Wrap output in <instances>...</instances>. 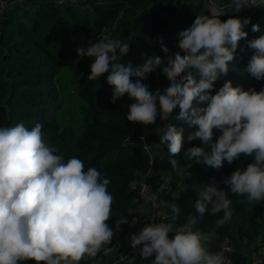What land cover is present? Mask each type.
Returning <instances> with one entry per match:
<instances>
[{
	"label": "clouds",
	"instance_id": "9594fccd",
	"mask_svg": "<svg viewBox=\"0 0 264 264\" xmlns=\"http://www.w3.org/2000/svg\"><path fill=\"white\" fill-rule=\"evenodd\" d=\"M76 2V0H73ZM2 6V5H0ZM264 8V0H231L228 8L239 13L246 7ZM214 10L210 15L196 16L191 26L178 33L180 51L169 54L163 45L164 58L147 57L142 65L121 62L130 49L129 41L101 39L76 49L78 56L93 58L88 80L96 81L108 73L107 83L113 88L111 102L125 94L133 100L126 119L131 123L153 125L157 118L169 119L179 106L176 120L198 126L189 141L199 139L200 146L188 147L183 158L212 168L231 165L241 154L253 157L246 167L236 168L222 183L233 195H245L249 202L264 201V87L244 90L226 81L215 94V82L229 72L239 41L246 39L249 17L231 16L222 21ZM253 32L260 26L253 24ZM253 49L246 71L257 81H264V35L247 41ZM181 52L183 55H181ZM160 70L169 81L165 89L150 90L143 81ZM133 77L137 78L135 82ZM197 77L199 78L197 80ZM196 101V106H194ZM157 103L159 108L157 107ZM205 104L206 106H200ZM43 125L31 129L24 123L0 127V264H80L108 256L116 235L107 223L112 217L113 195L110 180L95 168L85 170L84 162L71 157L65 160L45 142ZM160 146H167L173 170L179 167L178 154L183 146V127L175 124L160 128ZM220 132L214 140L215 132ZM232 201L228 191L207 184L194 204L203 218L223 212L218 225L231 220ZM171 222L146 224L130 236V246L140 247L143 260L151 264H228L223 251H210L214 233L196 228L198 218L189 215L187 223L178 224L180 207L167 203ZM153 207H157L153 201ZM137 221L133 220L132 224ZM128 220H116L119 230ZM127 256L121 255V262Z\"/></svg>",
	"mask_w": 264,
	"mask_h": 264
},
{
	"label": "trees",
	"instance_id": "16d2710c",
	"mask_svg": "<svg viewBox=\"0 0 264 264\" xmlns=\"http://www.w3.org/2000/svg\"><path fill=\"white\" fill-rule=\"evenodd\" d=\"M192 1L13 0L0 14V127L22 122L31 129L40 123L45 142L57 150L56 154L63 155L65 160L77 157L84 162L85 170L95 167L110 180L108 191L114 202L107 223L116 232L110 247L116 245L126 226L117 230L116 220L121 215L128 220L138 202L140 182L145 179L163 195L169 177L179 176L183 185L179 184L162 200L167 212L165 222H171L172 215L167 203L175 202L180 207L176 223L185 224L189 215L196 216V228L215 234L210 251H223V243L229 241L233 246L230 253L233 264H250L252 252L262 251L264 257V201L249 202L246 194L233 195L222 179L236 168L246 167L254 158L241 154L231 165L224 161L219 169L183 158L188 147L200 146L201 141L187 139L198 126L176 120L179 106L167 121L158 117L155 124L144 126L129 122L126 117L134 101L125 94L112 103L113 88L107 83L108 73L96 81L88 80L93 58L80 57L76 51L101 39L127 42L132 36L129 52L121 60L125 65L129 62L133 66L142 65L152 55L164 58L160 38L169 54L178 52V33L189 28L196 16L211 14L207 0ZM212 1L225 6L222 21L231 16L249 17L251 21L244 28L248 36L239 41L227 76L215 82L212 94L228 80L234 87L244 90L254 87L259 91L264 81H257L246 71L254 51L247 47V41L264 35V8L246 7L236 13L227 7L231 0ZM253 24L260 26L258 32L251 30ZM132 79L135 82L137 78ZM143 82L152 91L169 86L159 69L148 74ZM171 124L184 128L181 153L174 157L179 161L176 170L169 163L167 146H157L162 135L160 128ZM219 135L220 132H215L214 140ZM213 183L228 191L232 201V218L223 225L217 224L223 212L215 216L206 212L199 218L194 208L199 193ZM110 256L111 253L103 256L101 252L96 259L109 264ZM152 259L154 256L143 260L140 251L129 264H151ZM21 264L35 262L28 260ZM80 264H96V260L86 259Z\"/></svg>",
	"mask_w": 264,
	"mask_h": 264
},
{
	"label": "built area",
	"instance_id": "2783aa9c",
	"mask_svg": "<svg viewBox=\"0 0 264 264\" xmlns=\"http://www.w3.org/2000/svg\"><path fill=\"white\" fill-rule=\"evenodd\" d=\"M12 1L13 0H0V5H2L0 6V14H2L7 9V7H9ZM209 5L211 9H208V10L210 12L214 10L217 13H221V12H224L225 10L224 5L218 6L212 0L208 2V7ZM159 196H160L159 191H155L153 189V186L150 183H148L145 179L140 182L138 201L141 206L143 203L145 205V208L148 209L152 213V217H153L152 222L153 221L165 222V218L167 216V212L164 206L162 205L163 199H161V197ZM153 201H155L157 207H153ZM139 231L140 229H136L134 227H127L126 229H123L120 234L122 235L123 240L127 244H130V236L132 234L138 233ZM222 248H223L225 258L228 261V264H233V260L230 257V253L233 251L232 244L229 241H225L223 243ZM139 252H140V247H137L135 250L132 248L131 254L127 256L126 259H124L126 261V264L131 263L133 261V258H135ZM261 253L262 251H260V254L257 252H252L250 256V264H264V257Z\"/></svg>",
	"mask_w": 264,
	"mask_h": 264
},
{
	"label": "crops",
	"instance_id": "0c3cea01",
	"mask_svg": "<svg viewBox=\"0 0 264 264\" xmlns=\"http://www.w3.org/2000/svg\"><path fill=\"white\" fill-rule=\"evenodd\" d=\"M139 201L137 202L136 206L134 207L132 213L130 214L128 218V223L125 226V229L127 227H134L136 229H142L146 224H149L152 222V213L149 210H143L141 208ZM136 220L137 222L135 224H132V221ZM132 247L130 244H127L123 238L122 235L118 237L116 245L112 248L111 252V259L114 261L110 262L109 264H113L115 261L121 260V255L129 256L131 254ZM113 253V254H112Z\"/></svg>",
	"mask_w": 264,
	"mask_h": 264
},
{
	"label": "rangeland",
	"instance_id": "374dc122",
	"mask_svg": "<svg viewBox=\"0 0 264 264\" xmlns=\"http://www.w3.org/2000/svg\"><path fill=\"white\" fill-rule=\"evenodd\" d=\"M187 1H189V0H187ZM192 2H194V3H197V1L196 0H193ZM202 2V1H201ZM203 3V2H202ZM206 4H207V7H208V2H205ZM213 4V3H212ZM208 9H211L210 8V5H209V7H208ZM242 11V10H241ZM240 11V12H241ZM72 92V94H73V90L71 91ZM181 180V178L178 176V177H174V176H171V177H169V179L167 180V183L165 184V186H164V188H165V191H164V193H163V195L161 194L159 197H161V199H164L165 198V196L166 195H168V194H170L171 192H173V190L175 189V187H177L179 184L180 185H183V183H182V181H180ZM141 201V200H140ZM142 203V202H141ZM142 206L143 207H141L143 210L145 209V210H148V209H146L145 208V205L142 203ZM113 254V253H112ZM112 261H114L113 259H111L110 258V262H112ZM113 264H126V262H125V260H123L122 262H121V260H119V261H115Z\"/></svg>",
	"mask_w": 264,
	"mask_h": 264
},
{
	"label": "water",
	"instance_id": "95a60500",
	"mask_svg": "<svg viewBox=\"0 0 264 264\" xmlns=\"http://www.w3.org/2000/svg\"><path fill=\"white\" fill-rule=\"evenodd\" d=\"M208 2H210V0H207ZM252 7H254V6H252Z\"/></svg>",
	"mask_w": 264,
	"mask_h": 264
}]
</instances>
